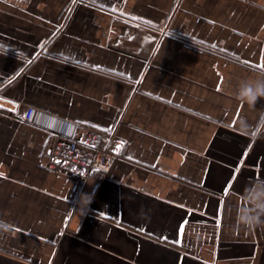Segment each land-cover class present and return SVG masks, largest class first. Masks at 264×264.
Instances as JSON below:
<instances>
[{"label":"crops","instance_id":"1","mask_svg":"<svg viewBox=\"0 0 264 264\" xmlns=\"http://www.w3.org/2000/svg\"><path fill=\"white\" fill-rule=\"evenodd\" d=\"M262 73L264 0H0V264H264V223L237 219L264 98L236 91ZM30 105L123 153L47 169L52 133L13 114Z\"/></svg>","mask_w":264,"mask_h":264},{"label":"built area","instance_id":"2","mask_svg":"<svg viewBox=\"0 0 264 264\" xmlns=\"http://www.w3.org/2000/svg\"><path fill=\"white\" fill-rule=\"evenodd\" d=\"M13 114L30 123L42 126L52 133V140L44 153V166L54 172H66L86 179L95 171L107 172L114 158L123 153V143L112 134L105 137V146L100 131L82 127L47 110L30 105L18 106Z\"/></svg>","mask_w":264,"mask_h":264},{"label":"clouds","instance_id":"3","mask_svg":"<svg viewBox=\"0 0 264 264\" xmlns=\"http://www.w3.org/2000/svg\"><path fill=\"white\" fill-rule=\"evenodd\" d=\"M236 96L241 102L255 105L258 99L264 98V73L256 79H250L240 82L237 87ZM264 119V117H262ZM243 123V122H242ZM245 127L247 125L245 124ZM247 199L253 205L252 208L245 209L241 212L237 219L246 228H255L264 221L261 216L264 215V181L257 180L255 184L247 189ZM84 196L80 198V204H90L91 200L84 201ZM11 229V225L4 221H0V233L7 232Z\"/></svg>","mask_w":264,"mask_h":264},{"label":"trees","instance_id":"4","mask_svg":"<svg viewBox=\"0 0 264 264\" xmlns=\"http://www.w3.org/2000/svg\"><path fill=\"white\" fill-rule=\"evenodd\" d=\"M102 136H103V138H102V141H101V143H100V146L99 147H103V146H105V134H102Z\"/></svg>","mask_w":264,"mask_h":264}]
</instances>
